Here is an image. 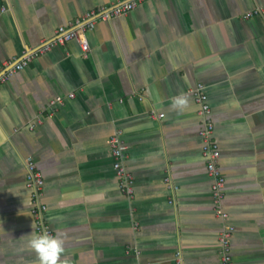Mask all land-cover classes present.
Listing matches in <instances>:
<instances>
[{"label":"crops","instance_id":"crops-1","mask_svg":"<svg viewBox=\"0 0 264 264\" xmlns=\"http://www.w3.org/2000/svg\"><path fill=\"white\" fill-rule=\"evenodd\" d=\"M118 1L0 0V75L58 27ZM86 38V56L76 40L54 45L0 85V264H39L28 158L44 178L46 221L65 239L60 264H220L199 83L232 264H264V0H147ZM181 94L188 104L172 107ZM116 133L132 198L112 165Z\"/></svg>","mask_w":264,"mask_h":264},{"label":"built area","instance_id":"built-area-1","mask_svg":"<svg viewBox=\"0 0 264 264\" xmlns=\"http://www.w3.org/2000/svg\"><path fill=\"white\" fill-rule=\"evenodd\" d=\"M144 1L147 0H120L116 4L108 7H98L88 10L84 12L79 19H76L68 26L58 27L50 41L43 42L35 53H24L18 62H16L7 71H4V73L0 75V85L6 82L12 73L25 68L36 53L47 52L54 45H62L70 40H76L83 51V55L86 56L90 48L86 38V33L91 30L97 22L108 21L125 15ZM256 13L257 12L255 11L254 14ZM249 15L251 14L249 13ZM191 93L198 105V115L202 120L200 137L202 139V153L206 159V170L212 180L211 196L213 209L215 215L222 222V229L218 236L220 264H232L230 255V239L234 229L230 224H228V215L222 207L225 181L218 167L220 152L213 136L214 125L210 117L211 108L204 86L201 83L197 84ZM69 97H73V94H70ZM61 102L62 98L59 97L52 100L51 105L55 106ZM162 116V114L158 115V117ZM29 127L32 128L33 123L30 124ZM108 145L111 149L113 158L112 165L118 186L125 196L132 198L134 196L133 181L124 164V146L119 138V133L112 135L108 139ZM26 187L30 192L32 204L31 215L35 223V234L39 235L47 232L53 235V232L45 218L47 207L42 200L44 192V178L40 169L31 158L26 160Z\"/></svg>","mask_w":264,"mask_h":264},{"label":"clouds","instance_id":"clouds-1","mask_svg":"<svg viewBox=\"0 0 264 264\" xmlns=\"http://www.w3.org/2000/svg\"><path fill=\"white\" fill-rule=\"evenodd\" d=\"M188 104V98L184 95L173 97L172 107L183 108ZM28 246L36 253L39 264H60L61 254L64 251L65 239L59 234L29 233Z\"/></svg>","mask_w":264,"mask_h":264}]
</instances>
